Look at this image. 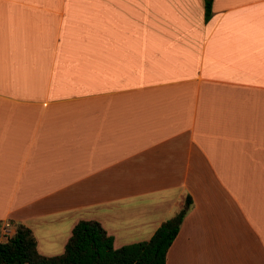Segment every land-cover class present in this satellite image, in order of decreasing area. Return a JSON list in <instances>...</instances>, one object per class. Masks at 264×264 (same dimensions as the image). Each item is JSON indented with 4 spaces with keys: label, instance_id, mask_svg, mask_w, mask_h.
Instances as JSON below:
<instances>
[{
    "label": "crops",
    "instance_id": "obj_1",
    "mask_svg": "<svg viewBox=\"0 0 264 264\" xmlns=\"http://www.w3.org/2000/svg\"><path fill=\"white\" fill-rule=\"evenodd\" d=\"M186 195L165 264H264V0H0V228L118 246Z\"/></svg>",
    "mask_w": 264,
    "mask_h": 264
},
{
    "label": "trees",
    "instance_id": "obj_2",
    "mask_svg": "<svg viewBox=\"0 0 264 264\" xmlns=\"http://www.w3.org/2000/svg\"><path fill=\"white\" fill-rule=\"evenodd\" d=\"M211 14V0H203V18ZM191 203L186 195L183 205L163 219L147 239L113 245V237L94 219H78L61 252L51 255L37 251L30 229L22 223L0 239V264H165V252L181 219Z\"/></svg>",
    "mask_w": 264,
    "mask_h": 264
},
{
    "label": "rangeland",
    "instance_id": "obj_3",
    "mask_svg": "<svg viewBox=\"0 0 264 264\" xmlns=\"http://www.w3.org/2000/svg\"><path fill=\"white\" fill-rule=\"evenodd\" d=\"M7 225L6 222H3L0 228V239H4L6 238V236L10 233H12L11 229H12V224L10 222L7 221Z\"/></svg>",
    "mask_w": 264,
    "mask_h": 264
},
{
    "label": "built area",
    "instance_id": "obj_4",
    "mask_svg": "<svg viewBox=\"0 0 264 264\" xmlns=\"http://www.w3.org/2000/svg\"><path fill=\"white\" fill-rule=\"evenodd\" d=\"M8 223L6 222V225H7Z\"/></svg>",
    "mask_w": 264,
    "mask_h": 264
}]
</instances>
